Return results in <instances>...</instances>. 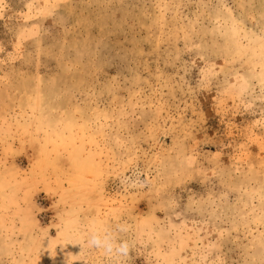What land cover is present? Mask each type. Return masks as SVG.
I'll return each instance as SVG.
<instances>
[{
  "label": "rangeland",
  "instance_id": "374dc122",
  "mask_svg": "<svg viewBox=\"0 0 264 264\" xmlns=\"http://www.w3.org/2000/svg\"><path fill=\"white\" fill-rule=\"evenodd\" d=\"M0 264H264V0H0Z\"/></svg>",
  "mask_w": 264,
  "mask_h": 264
},
{
  "label": "clouds",
  "instance_id": "9594fccd",
  "mask_svg": "<svg viewBox=\"0 0 264 264\" xmlns=\"http://www.w3.org/2000/svg\"><path fill=\"white\" fill-rule=\"evenodd\" d=\"M87 243L90 247L103 249L105 254L110 258H118L119 256L125 255L126 250L129 247L128 241L117 242L115 235L101 236L95 231L92 233Z\"/></svg>",
  "mask_w": 264,
  "mask_h": 264
}]
</instances>
